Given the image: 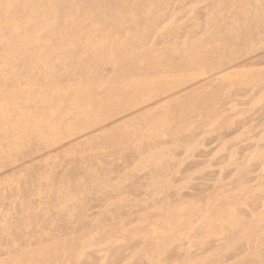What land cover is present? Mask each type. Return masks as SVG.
Instances as JSON below:
<instances>
[{"label":"rangeland","instance_id":"obj_1","mask_svg":"<svg viewBox=\"0 0 264 264\" xmlns=\"http://www.w3.org/2000/svg\"><path fill=\"white\" fill-rule=\"evenodd\" d=\"M33 262L264 264V0H0V264Z\"/></svg>","mask_w":264,"mask_h":264},{"label":"bare ground","instance_id":"obj_2","mask_svg":"<svg viewBox=\"0 0 264 264\" xmlns=\"http://www.w3.org/2000/svg\"><path fill=\"white\" fill-rule=\"evenodd\" d=\"M38 256H39V254H37ZM31 258V257H30ZM28 262H29V260H28ZM27 264H29V263H27ZM33 264H35V262H33ZM37 264H41V263H39V262H37Z\"/></svg>","mask_w":264,"mask_h":264}]
</instances>
